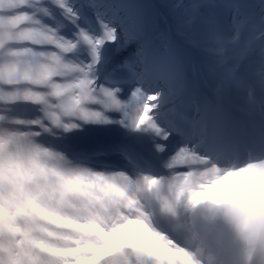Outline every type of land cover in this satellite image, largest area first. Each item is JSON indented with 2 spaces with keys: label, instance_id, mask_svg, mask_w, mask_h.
<instances>
[{
  "label": "snow or ice",
  "instance_id": "obj_1",
  "mask_svg": "<svg viewBox=\"0 0 264 264\" xmlns=\"http://www.w3.org/2000/svg\"><path fill=\"white\" fill-rule=\"evenodd\" d=\"M208 164L264 177V0H0V264H194L140 197Z\"/></svg>",
  "mask_w": 264,
  "mask_h": 264
},
{
  "label": "clouds",
  "instance_id": "obj_2",
  "mask_svg": "<svg viewBox=\"0 0 264 264\" xmlns=\"http://www.w3.org/2000/svg\"><path fill=\"white\" fill-rule=\"evenodd\" d=\"M240 168L246 165L239 166ZM232 169H220L218 166L208 164L196 171L190 179L196 186H216L223 190L219 200L206 199L203 201L214 202L224 219L230 224L235 235L242 241L246 249L244 264H264V177L253 178L244 173L238 175L230 174ZM184 177L173 181L174 187L162 189L160 198H149L148 193L141 195L145 213L149 215L148 209L155 202L163 212H171L174 208L176 191ZM150 228L144 232L145 242L153 239L149 232L169 247L176 244L169 235L158 230L153 221L150 220Z\"/></svg>",
  "mask_w": 264,
  "mask_h": 264
},
{
  "label": "rangeland",
  "instance_id": "obj_3",
  "mask_svg": "<svg viewBox=\"0 0 264 264\" xmlns=\"http://www.w3.org/2000/svg\"><path fill=\"white\" fill-rule=\"evenodd\" d=\"M195 168H196V165H193V166H191L190 169H188L186 171L195 170ZM197 168L202 170V166L197 167ZM186 171H184V172H186ZM185 200H186V203L188 204V207L185 208V210L189 212L188 223L192 227L197 229L199 232V237L196 238L193 251L199 255L200 260L203 261L202 256H201L200 247H199V243H200L199 238H201L202 234L207 235L209 232H212L213 231V226H212L213 222L221 219L218 226L220 228L223 227L224 229L228 230L229 234L232 236V240L228 244L227 243L223 244L225 251L224 250L222 251V254L219 258L225 257V259H227V261L223 264H244V257L246 255L245 246L243 245L242 241L235 235L232 227L224 219L222 214L220 212H214L212 214H209L206 212V213L201 214L202 216L199 219V217H198L199 212L197 213L196 212L197 210L194 207L195 203L193 204L191 202L189 195L187 193H185ZM213 236L216 237L217 242L219 240H222V237L219 234V231H217V233H214ZM204 258L206 259L204 261V264H216L215 256L213 255L212 251L208 250L207 255H205ZM219 264H221V263H219Z\"/></svg>",
  "mask_w": 264,
  "mask_h": 264
},
{
  "label": "bare ground",
  "instance_id": "obj_4",
  "mask_svg": "<svg viewBox=\"0 0 264 264\" xmlns=\"http://www.w3.org/2000/svg\"><path fill=\"white\" fill-rule=\"evenodd\" d=\"M187 166H188V165H187ZM197 167H200V166L196 165V168H197ZM196 168H195V169H196ZM185 171H186V170H185ZM181 172H184V171H179V173H181ZM193 204H194V203H193ZM194 207H195V209L197 210L196 212H197V213L199 212V215H198L199 219L201 218V216H202L201 214H203V213H206V212H207V213H209V214H212V213H214V212H220L218 206H217L214 202H211V201H200V202H198V203H195ZM148 211H149L150 218H151V220L153 221V224H154V221L157 220L158 218L155 217V215H154L155 213L152 212L151 207L148 209ZM160 221H161L162 225L165 224L161 219H160ZM220 221H221V219H219V220L213 222V224H212V226H213V230H217V231H219V234L224 238V239H223L224 242H226V240L229 241V242H231V240H232V236L229 234L228 230L224 229L223 227L220 228V227L218 226L219 223H220ZM154 226L156 227L155 224H154ZM156 228H157V227H156ZM157 229L163 231L165 234H167L166 231L169 232V233L172 232V233L176 234L175 231H173L172 229L168 228L166 225H164L163 227L157 228ZM177 245L180 246V247H182V246H181L180 244H178V243H177ZM189 246H190V245H189ZM189 246H188V247H189ZM188 247H182V248H184V249L187 251V248H188ZM220 248H222V246H221V247L219 246V249H220ZM217 250H218V249H217ZM217 250H215V252L218 253ZM187 252L192 256V258H193V260H194V264H198V262H197L195 256H194L192 253H190L189 251H187Z\"/></svg>",
  "mask_w": 264,
  "mask_h": 264
}]
</instances>
